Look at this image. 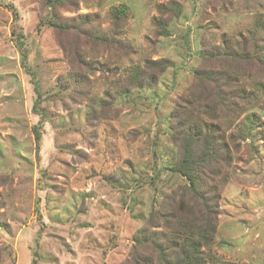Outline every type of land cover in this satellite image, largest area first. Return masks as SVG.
<instances>
[{
    "label": "rangeland",
    "instance_id": "1",
    "mask_svg": "<svg viewBox=\"0 0 264 264\" xmlns=\"http://www.w3.org/2000/svg\"><path fill=\"white\" fill-rule=\"evenodd\" d=\"M170 1L77 0L61 8L65 18L88 14V28L104 34L115 29L112 8H127L117 41L80 36L81 59L75 32L63 35L44 22L43 0H0V264L35 257L37 264H131L132 236L149 226L151 212L162 230L163 212L188 197L186 179L169 169L181 154L169 117L180 102L191 109L182 99L191 88L214 95L213 83L194 78L197 68L222 73L231 88L246 83L243 93L257 102L241 115L227 109V128L226 107L217 105L214 122L231 157L218 163L226 176L216 179L218 225L206 264H264V64L202 54L232 33L248 36L264 0H176L179 18L159 12ZM156 18L172 20L170 35L157 33ZM148 58L171 65L156 87L120 97L132 66L151 71ZM76 74L88 78L85 91L107 101L103 109L80 86L58 93L59 79ZM91 109L103 116L86 125ZM252 113L257 121L244 139Z\"/></svg>",
    "mask_w": 264,
    "mask_h": 264
},
{
    "label": "trees",
    "instance_id": "2",
    "mask_svg": "<svg viewBox=\"0 0 264 264\" xmlns=\"http://www.w3.org/2000/svg\"><path fill=\"white\" fill-rule=\"evenodd\" d=\"M44 8L47 10L45 23L66 35L74 33L73 46L76 56L81 58L80 49L77 46L80 36L89 37L97 42H114L117 41L116 32L119 22L126 18L127 8L118 6L112 8V16L115 22V29L110 33H102L97 29L88 28V14H79L75 17L65 18L61 15V8L73 9L77 6V0H43ZM160 13H170L173 18H179L182 14V5L172 0L169 3L158 4ZM172 18V19H173ZM172 22V20H171ZM170 20L155 19L157 33L159 35H170ZM264 14H258L253 21V28L248 30V36L242 33H232L223 39L220 46L210 50L203 49L202 54L205 58L226 59L233 58L247 62H257L264 64V50L262 38L264 37ZM82 59V58H81ZM147 69L144 71L138 65L132 66L127 75L128 87L123 88L120 97L127 94L131 88H154L159 82V77L171 65L167 58L161 60H145ZM157 70L159 73H156ZM218 73V74H216ZM194 78H197L202 86L210 82L214 88V95L209 96L204 92L198 93L191 88L187 96L182 97L185 103H189L191 109L184 110L180 104L177 105L179 110L172 112L169 117L170 136L175 139L174 145L180 147L181 154L176 162L169 164V169L179 173L186 179L184 186L188 197L182 198L178 203L172 201L169 209L164 211L162 230H157L158 225H154L155 211L151 212L149 226L138 229L132 236V242L129 244L130 263L131 264H206L212 256L209 252L211 249L218 225V199L220 192L217 191V181L225 177V171L218 163L222 160H228L231 157L229 148L225 142V134L214 120L218 119L217 105L226 107L221 120L225 125L224 128L232 124L229 120L227 109L239 111L243 114L247 109L256 107V98L248 97L243 92L247 84H237L243 86H234L231 88L230 81L226 80L222 73L213 70L197 68L193 70ZM231 77L227 75V78ZM87 77L83 74L71 75L66 77L64 82L57 83V91L68 90L70 87L80 86L82 93H86L92 104L101 105V109L107 101L99 99L85 91ZM229 89V91H225ZM85 91V92H84ZM40 96V93H39ZM112 97L111 99H113ZM241 98L243 104L237 109L234 106L233 99ZM111 99L108 100L111 104ZM100 109V110H101ZM223 109V108H222ZM100 110L91 109L87 111L84 124L93 123L99 119ZM47 111H41V117H49ZM104 114V112H103ZM206 117H203V115ZM103 116V115H102ZM180 116V121H174V118ZM254 113L247 114L246 121L241 127V137L246 139L250 135L251 126L254 124ZM222 118V119H223ZM253 120V121H252ZM35 138L39 146L41 139L40 132L34 127ZM225 170V169H224ZM0 223H4L0 220ZM31 264H37L36 257Z\"/></svg>",
    "mask_w": 264,
    "mask_h": 264
}]
</instances>
